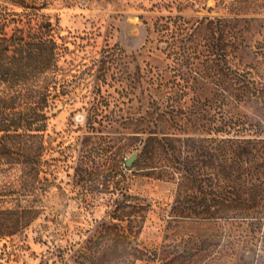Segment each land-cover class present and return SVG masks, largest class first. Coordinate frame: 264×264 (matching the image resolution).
<instances>
[{"label":"rangeland","instance_id":"374dc122","mask_svg":"<svg viewBox=\"0 0 264 264\" xmlns=\"http://www.w3.org/2000/svg\"><path fill=\"white\" fill-rule=\"evenodd\" d=\"M231 1L0 0V7L9 11L23 10L20 3H24L26 10L37 7L39 13L50 16L60 35L58 77L66 89L50 109L43 132L45 171L41 176L47 179L26 193L21 189L20 165L0 164V207L40 208L28 227L0 240V264H62L59 247L81 245L90 251L99 249L94 258L97 264H164L168 260L172 264H226L231 248L233 264H259V240L245 248L243 238L246 233L252 237L253 231L238 229L229 235L207 222L172 212L180 185L177 178L160 175L164 167L179 164L174 160H188V152L145 160L142 165H157L154 170L130 168L133 163L123 162L141 148L139 139L128 136L141 125L133 126L130 119L140 121L146 109L158 117L153 99L180 108L194 95L189 86L198 87L201 97L209 94L212 85L201 78L184 80L182 75L219 68L220 15L258 17L243 27L244 37L258 53L238 49L228 61L233 67L251 66L257 79L264 78L260 55L264 0H239L233 8ZM209 19L213 29H209ZM188 37L195 47L190 53ZM152 75L160 78V86L152 87ZM236 110L250 112L255 123L261 119L258 104ZM114 111L122 115L124 124L109 131L96 122L100 130L88 132V117L96 116L106 124ZM155 128L152 124L146 130ZM81 155L91 160L76 175ZM182 189L188 195V187ZM137 247L156 254L135 260L132 254ZM194 247H198L197 254ZM71 252L64 251L69 263ZM79 259L93 264L90 258Z\"/></svg>","mask_w":264,"mask_h":264},{"label":"trees","instance_id":"16d2710c","mask_svg":"<svg viewBox=\"0 0 264 264\" xmlns=\"http://www.w3.org/2000/svg\"><path fill=\"white\" fill-rule=\"evenodd\" d=\"M238 2L241 3L232 0V8ZM20 5L24 7L21 11L0 7V164L20 165L21 189L27 193L47 179L41 176L45 171L43 132L48 125L50 109L55 100L66 93V89L58 77L61 44L56 25L50 16L39 13L37 7L28 11V5ZM257 19V16L237 14L217 17L221 32L217 58L219 68L208 69L204 73L190 70L188 74L182 75L184 80L197 82L201 78L212 85L209 94L201 97L196 93L198 87L189 86L194 95L187 106L180 108L168 103L163 105V102L153 99L156 101L154 108H158V117H152L154 110L146 109V115H142L140 121L131 118L133 126L139 124L141 127L128 136L139 139L141 144L130 168L139 166L142 170H154L157 165L143 166L145 160H161V155L178 156L188 152V160H185L187 157L184 160L175 158L174 161L179 164L171 168L164 167L160 175H166L168 179L177 178L180 185L172 212L176 216L207 222L228 234L238 229L253 231L252 237L249 238L247 233L243 237L245 248L252 247L259 240L256 261L262 264L264 78L257 79L251 66L233 67L228 61L238 49L258 53L243 35L244 23L250 24ZM213 24L209 19V29H213ZM181 42L185 43V38ZM193 43V39L188 37L189 53L195 48L192 47ZM181 46L185 48L183 43ZM260 50L264 60V45H261ZM208 51L215 54L213 49L209 48ZM149 82L154 88L155 84H162L160 78L153 75L149 77ZM251 103L258 104L260 110L261 119L256 123L250 112L236 110ZM124 120L115 111L106 124L96 116H90L87 118L88 132L100 130L96 122L110 131L116 125L124 124ZM152 124L157 129L146 130ZM165 126L180 131L167 130ZM80 158V164L75 167L76 175L83 171L82 164L91 160L85 159V155ZM167 158L170 160V157ZM145 173L150 175L155 172ZM183 187H188V195ZM39 213L40 208L32 205L0 207V240L24 230ZM257 231L261 233L258 236ZM59 249L63 251L59 255L62 264H84L80 257L90 258L91 263L97 264L94 258L99 249L90 251L86 245ZM135 250L132 254L135 260L151 258L156 254V251H144L138 247ZM64 251L66 254L72 251L69 253L72 262L67 261ZM192 251L197 254L198 247ZM234 256L235 252L231 248L226 264L235 263ZM164 264L172 263L168 260Z\"/></svg>","mask_w":264,"mask_h":264},{"label":"water","instance_id":"95a60500","mask_svg":"<svg viewBox=\"0 0 264 264\" xmlns=\"http://www.w3.org/2000/svg\"><path fill=\"white\" fill-rule=\"evenodd\" d=\"M137 154L136 153H132L128 159L126 160V165H131L133 163V161L135 160Z\"/></svg>","mask_w":264,"mask_h":264}]
</instances>
